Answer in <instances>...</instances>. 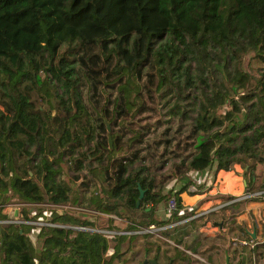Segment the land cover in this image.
<instances>
[{"label": "trees", "instance_id": "trees-1", "mask_svg": "<svg viewBox=\"0 0 264 264\" xmlns=\"http://www.w3.org/2000/svg\"><path fill=\"white\" fill-rule=\"evenodd\" d=\"M235 165L264 190V0H0V219L13 202L24 220L74 207L52 208L64 226L35 241L0 223V264H138L151 249L160 264L166 240L90 230L98 213L116 231L184 220L191 173ZM174 232L160 235L179 245ZM248 251L264 263V240Z\"/></svg>", "mask_w": 264, "mask_h": 264}, {"label": "crops", "instance_id": "crops-1", "mask_svg": "<svg viewBox=\"0 0 264 264\" xmlns=\"http://www.w3.org/2000/svg\"><path fill=\"white\" fill-rule=\"evenodd\" d=\"M237 167L241 166L235 165L233 169L237 170ZM233 169L216 170L212 166L201 173H191L193 182L199 184L198 192L183 190L180 197L184 206L183 212L187 218H193L173 226L177 228V232L173 233L174 237L181 239V242L178 245L170 239L171 242L164 246L167 249L166 254L158 257L160 264L181 263L179 259L174 260L173 246L198 259L194 264H225L226 254L228 264H248V249L264 240V201L252 200L251 197L241 198L242 190L243 195L249 192L248 181L244 173ZM182 185L180 182L170 184L165 191H177ZM229 196L231 197L228 198ZM165 207L166 202H163L156 211L163 220L167 219ZM117 221L121 222L118 218L114 219L115 225ZM253 230L255 237L251 236ZM140 243L135 245L136 249L141 248ZM153 253L154 250L151 249L149 260H152ZM170 255L172 259L168 261L167 256Z\"/></svg>", "mask_w": 264, "mask_h": 264}, {"label": "built area", "instance_id": "built-area-1", "mask_svg": "<svg viewBox=\"0 0 264 264\" xmlns=\"http://www.w3.org/2000/svg\"><path fill=\"white\" fill-rule=\"evenodd\" d=\"M193 180V179H192ZM190 191L192 192H197V187L195 186V183L193 182L189 188H188ZM264 194V190L263 191H255V192H247L246 194L242 195L241 198H244V199H248L250 197H253V196H258V195H262ZM176 199L174 197H170L167 201H166V207H165V213L166 215H171L174 210L176 209ZM38 206H44V204H36ZM52 208L55 209L56 212H63L64 210L66 209H72L74 208L73 206H70V205H59V204H49ZM6 209L7 210H10V212L7 211V213H9V216L10 218L9 219H0V223L1 224H7V223H14V224H29V225H32L34 226L35 228L33 229V231H38V229L42 226H64V225H60L58 223H54L50 220V215H51V211H48V210H44L43 211V214L44 216L42 218H36L34 220H24V219H21V218H18L17 217V214L21 211V208L18 209L16 207H12L11 205H8L5 207V212H6ZM80 211H83V212H86L85 209H81L80 208ZM207 212V211H206ZM16 213V214H15ZM99 215H105L106 217H109V215H106V214H101V213H98ZM114 219H117V217L115 216H112ZM193 218L192 217H188L187 219H184V220H181L179 222H174V223H168L167 225H163V226H156V225H149L148 227H138L136 230H132V231H116V230H110V229H106L104 226H99L97 227L96 229H90V230H94L96 232H100V233H103V234H106V235H115V234H144V233H149V234H152V235H155V236H158L164 240H166L167 242H171L170 239H167L163 236L160 235V231L168 228V227H173L174 225L176 224H179L180 222H185L189 219ZM73 228H76V229H87L86 227H74L72 226ZM36 235V234H35ZM34 235V236H35ZM30 237H32L31 233H30ZM242 243V242H241ZM173 244V243H172ZM175 245V244H174Z\"/></svg>", "mask_w": 264, "mask_h": 264}, {"label": "rangeland", "instance_id": "rangeland-1", "mask_svg": "<svg viewBox=\"0 0 264 264\" xmlns=\"http://www.w3.org/2000/svg\"><path fill=\"white\" fill-rule=\"evenodd\" d=\"M258 65H260V62H259V61H256V63H254V66H258ZM238 169H239V171H241L242 174L244 173V174L246 175V180L248 181L249 178H250V176H251V174L248 172V170L245 171V170H244L243 168H241V167H237V170H236V168L233 169V170H234V171H238ZM69 173H70V174H73L74 172L69 171ZM246 180H245V181H246ZM198 185H199V184H196V183H195V186H196L197 188H198ZM73 186H74L77 190L81 191V188L79 187L78 184L74 183ZM82 189H84L83 186H82ZM197 192H198V191H197ZM243 192H244V190H242V191L240 192V194L243 195ZM240 194H235V196H236V195H240ZM229 197H231V196H229ZM43 204H44V206H43V207L40 206L41 208L46 207V208H45L46 210H48V211H52V210H51L52 207L49 205V204H52V203H43ZM10 205H11L12 207H16V208H18V209H20V207H21V205H18V204H16L15 202L10 203ZM67 205H71V204H67ZM38 208H39V207H35V208H34V209H35L34 212H37V211H39V210L41 209V208H40V209L38 210ZM7 211L10 212V210H7V209H6V212H7ZM255 211H257V210L255 209ZM257 213H259V211H258ZM106 218H107V217H106L105 215H100V216H99L98 220H99V223H100L101 226H104V225H105V223H106ZM116 225H118L119 227H123V226H124V224H123L122 222H119V221L116 222ZM35 234H36V231H31V235H32L31 238H32L33 241H35V238H33ZM255 263H256V264H264L263 261H262V262H261V261H259V262L256 261Z\"/></svg>", "mask_w": 264, "mask_h": 264}, {"label": "water", "instance_id": "water-1", "mask_svg": "<svg viewBox=\"0 0 264 264\" xmlns=\"http://www.w3.org/2000/svg\"><path fill=\"white\" fill-rule=\"evenodd\" d=\"M108 141H109V145L111 146V139L110 137H108ZM138 190H139V196H138V199L136 201V205L138 206L139 202H140V199H142L143 195H144V192L145 190H143L142 188L138 187ZM16 214V213H15ZM251 236L252 237H255V233H254V230L251 232ZM147 261H151V262H154V260H143L141 263H138V264H146ZM225 264H228V255L226 254V260H225Z\"/></svg>", "mask_w": 264, "mask_h": 264}]
</instances>
